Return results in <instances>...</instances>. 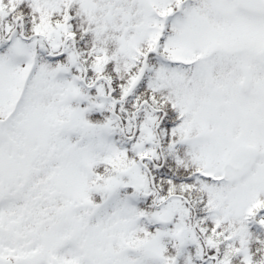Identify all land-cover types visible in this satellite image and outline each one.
Listing matches in <instances>:
<instances>
[{
    "label": "snow or ice",
    "instance_id": "snow-or-ice-1",
    "mask_svg": "<svg viewBox=\"0 0 264 264\" xmlns=\"http://www.w3.org/2000/svg\"><path fill=\"white\" fill-rule=\"evenodd\" d=\"M0 264H264V0H0Z\"/></svg>",
    "mask_w": 264,
    "mask_h": 264
}]
</instances>
